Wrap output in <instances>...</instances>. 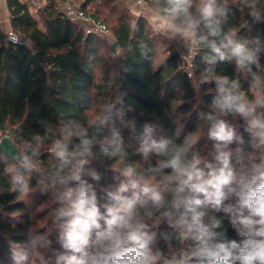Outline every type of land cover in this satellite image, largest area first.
Returning <instances> with one entry per match:
<instances>
[{"label": "clouds", "instance_id": "obj_1", "mask_svg": "<svg viewBox=\"0 0 264 264\" xmlns=\"http://www.w3.org/2000/svg\"><path fill=\"white\" fill-rule=\"evenodd\" d=\"M231 7L247 18L225 27ZM144 11L132 31L143 16L177 44L198 102L214 84L197 130L182 136L178 122L173 135L157 137L145 123L133 160L117 126L123 114L109 100L93 101L85 113L94 117L41 120V131L25 136L18 127L0 137L7 190L29 205L36 194L47 197L33 213L44 214L42 226L11 246L12 264H264V38L250 35L264 24V0H151ZM140 52L149 53L142 42ZM201 52L207 67L195 75ZM217 63L234 64L247 88L239 76L218 74ZM98 160L112 162L114 189L92 166ZM225 219L239 239L227 237ZM161 225L171 232L158 234Z\"/></svg>", "mask_w": 264, "mask_h": 264}, {"label": "trees", "instance_id": "obj_2", "mask_svg": "<svg viewBox=\"0 0 264 264\" xmlns=\"http://www.w3.org/2000/svg\"><path fill=\"white\" fill-rule=\"evenodd\" d=\"M148 2L150 4L151 0ZM90 4L94 9H90L91 16L112 24L118 42L116 49L123 51L122 55L111 47L106 55L101 54L103 42L99 34H87L67 19L57 9L55 0H48L38 12L21 0H7L12 28L27 35L33 45L6 39L0 26V132L12 136L19 127L27 136L41 131L38 123L41 120L56 123L62 116L94 117V112L85 113L93 101L109 100L116 104L115 110L123 114L117 126L122 129L133 160L139 159L134 150L142 138L145 123L155 124L161 136L173 135L178 122L184 126L182 136L195 132L200 124L197 113L206 110L211 102L210 90L214 89V84L203 86L199 94L202 102H198V94L173 41L152 34L143 16L136 22L138 30L132 31L137 15L124 0H85L82 3L85 11ZM43 11L47 16L45 28H41L36 19ZM246 18L244 13L231 7L229 24L225 27L239 25ZM250 35L264 38V24L253 25ZM141 42L149 49L147 57L141 55ZM161 49L165 50L162 55L158 54ZM36 51L41 52L43 61L35 55ZM203 55L204 52L199 53L193 61L195 75L207 67ZM91 59L99 65V76ZM152 61L159 64V68H154ZM215 67L218 74L239 76L243 87L247 88L244 74L238 73L234 64L217 63ZM238 134L247 139L243 129ZM204 142L202 140L201 145ZM111 163L98 160L93 162V167L100 172L102 184L115 188L119 180L111 178L115 173ZM0 186L5 189L0 191V261L6 264L7 258L11 259V246L26 241L32 221L26 197L7 190L10 185L2 166ZM41 202L39 195L37 205ZM224 225L229 239H239L227 219ZM169 232L167 225H161L158 230V234ZM157 245L167 251L159 235Z\"/></svg>", "mask_w": 264, "mask_h": 264}, {"label": "rangeland", "instance_id": "obj_3", "mask_svg": "<svg viewBox=\"0 0 264 264\" xmlns=\"http://www.w3.org/2000/svg\"><path fill=\"white\" fill-rule=\"evenodd\" d=\"M55 1H56V4H57L56 5L57 6V9L60 12H62V14H64V11H65L64 4H65L66 0H55ZM84 1L85 0H72V2H74L76 5H79L81 7H82V3ZM124 1H126L128 3L127 0H124ZM134 4H136V2H134ZM136 6L139 8V10L142 11L143 15H145V16L148 15V13L146 11H144V8H141L138 4H136ZM91 8H92V4H90V6L88 8H86V11L89 14H91L90 13L91 12V10H90ZM93 10L94 9L92 8V11ZM10 18H11L10 16L9 17H6V18L5 17H2V16L0 17V26H1L2 30H3V32L6 34V39L9 36V32H13L19 38V40L21 42L25 43L27 46H32L33 45L32 44V41L27 37V35L23 34L22 32L16 31V30H14L12 28L11 19ZM46 18H47V16H46V13H44V11L42 12V14L36 15V19H37L38 25L41 28H45ZM104 23L110 28V30L112 32V34H110L108 36L107 35H103V34H99V36L101 38L100 41L103 42V45L100 48V53L106 55L108 53L109 47H111V44L115 41V36L113 34V31H112V24L111 23H108V22H104ZM78 26L80 27V29H82L85 32L84 28L81 25H78ZM146 26L152 32V34L157 35L155 32H153L149 28L147 20H146ZM158 37H160V36H158ZM174 44H176V43L174 42ZM116 50H117V54H119L120 53V50L118 48ZM164 53H165V50L164 49H161L158 54L162 55ZM91 62L94 65V70L96 71V75L99 76L100 75V70L98 69L99 68V65L97 64V62H96L95 59H91ZM94 98H95V96H94ZM235 123H236L238 132L241 129H243V122L242 121H238V122H235ZM155 134H156L157 137L161 136V134L158 133V132H156ZM0 135L2 137L6 136V135L2 134V132H0ZM8 136H11V135H8ZM137 146H138V144H137ZM113 174L114 175L111 176L112 180H119L120 179L117 173H113ZM31 183L34 185V183H35V179L34 178L31 181ZM112 188H114V187H112ZM37 196H39V194H36L33 197L32 203L30 205L28 204L29 205V212H30V215H31V221H32V225H31L30 230H33V229H36L39 226H42V223L37 224V221L40 220L43 217L44 214L43 213H40V214H37V215H33V213H35V208L38 206L37 205ZM41 197H42V202L47 199L46 196H41ZM156 247H158V245H156ZM0 264H3V263L0 261ZM6 264H12V260L7 258V263Z\"/></svg>", "mask_w": 264, "mask_h": 264}, {"label": "built area", "instance_id": "obj_4", "mask_svg": "<svg viewBox=\"0 0 264 264\" xmlns=\"http://www.w3.org/2000/svg\"><path fill=\"white\" fill-rule=\"evenodd\" d=\"M34 12H38L47 4L48 0H21ZM7 0H0V3L5 4ZM136 4H138L141 8H144L147 4H149L148 0H135ZM64 16L69 19L73 23H77L81 25L87 34L89 33H97L103 35L112 34L110 28L102 21L96 19L87 13L81 6L76 5L72 0H66L64 4ZM10 41L23 43L19 40V38L13 33L9 32V36L7 38ZM0 137H2L0 135Z\"/></svg>", "mask_w": 264, "mask_h": 264}, {"label": "crops", "instance_id": "obj_5", "mask_svg": "<svg viewBox=\"0 0 264 264\" xmlns=\"http://www.w3.org/2000/svg\"><path fill=\"white\" fill-rule=\"evenodd\" d=\"M129 7L132 9L133 13L137 16L143 15L142 11L134 4L135 0H127ZM11 17L10 11L7 7V2L5 4L0 3V17ZM11 19V18H10Z\"/></svg>", "mask_w": 264, "mask_h": 264}, {"label": "water", "instance_id": "obj_6", "mask_svg": "<svg viewBox=\"0 0 264 264\" xmlns=\"http://www.w3.org/2000/svg\"><path fill=\"white\" fill-rule=\"evenodd\" d=\"M113 43H114L115 45L118 46V42H117V41H114ZM111 49H112V50H116V48L113 49L112 45H111ZM35 55H36L40 60H42V61L44 60V58L42 57L40 51H36V52H35ZM4 137H11V136L6 135V136H4ZM5 143H6V142H5Z\"/></svg>", "mask_w": 264, "mask_h": 264}]
</instances>
